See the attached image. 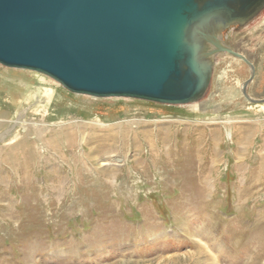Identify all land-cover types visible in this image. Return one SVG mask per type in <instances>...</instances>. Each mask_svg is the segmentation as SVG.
<instances>
[{"label": "rangeland", "instance_id": "obj_1", "mask_svg": "<svg viewBox=\"0 0 264 264\" xmlns=\"http://www.w3.org/2000/svg\"><path fill=\"white\" fill-rule=\"evenodd\" d=\"M256 10L219 31L246 61L199 39L209 79L188 103L76 93L0 63V264H264Z\"/></svg>", "mask_w": 264, "mask_h": 264}, {"label": "water", "instance_id": "obj_2", "mask_svg": "<svg viewBox=\"0 0 264 264\" xmlns=\"http://www.w3.org/2000/svg\"><path fill=\"white\" fill-rule=\"evenodd\" d=\"M263 2L0 0V63L44 73L76 93L188 103L209 79L201 22L215 13L240 20Z\"/></svg>", "mask_w": 264, "mask_h": 264}, {"label": "bare ground", "instance_id": "obj_3", "mask_svg": "<svg viewBox=\"0 0 264 264\" xmlns=\"http://www.w3.org/2000/svg\"><path fill=\"white\" fill-rule=\"evenodd\" d=\"M257 11V10H256ZM256 11L251 14L250 16L248 17H245V18H242L240 20H236V21H230L226 15V13H215L211 16H209L208 18L204 19L201 24H200V28H199V34L201 36V38L203 39H208L209 41H213L217 44L219 39H220V34H219V31L221 29H223L224 27H226V25H229V24H234V23H244L245 21H247L249 18H251L255 13ZM207 40V41H208ZM212 44V43H211ZM211 50H212V46L207 43V42H203V44L200 45V58L202 57V60H203V63L205 65V67H208V61H210V56L212 55L211 53ZM113 112V111H112ZM93 123V122H92ZM99 123V122H98ZM95 124V123H94ZM104 124V123H103ZM106 124V123H105ZM83 125V124H81ZM78 127V125H76ZM90 126V125H89ZM103 126V125H102ZM82 127V126H81ZM85 127V126H84ZM93 128V127H92ZM76 129V128H75ZM90 129V128H89ZM91 130V129H90ZM93 130V129H92ZM91 130V131H92ZM95 130V129H94ZM94 130H93V133H94ZM75 133L74 135L77 136V133L79 132H76V130H74ZM72 131V133L74 132ZM66 132V131H65ZM64 134V132H63ZM95 134V133H94ZM91 135V133H90ZM96 135V134H95ZM102 135V134H101ZM92 136V135H91ZM104 136V135H103ZM52 138V136H50ZM97 137V136H96ZM106 137V136H105ZM124 139V136L122 137ZM118 140V139H117ZM50 141H52V139H50ZM49 141V142H50ZM75 142V141H74ZM73 142V144H74ZM124 142V141H123ZM50 144V143H49ZM123 144V143H122ZM98 145V144H97ZM67 148V147H66ZM112 148V147H110ZM109 148V149H110ZM94 150V148H92ZM105 150V149H103ZM88 154L92 153V150L89 148V150L87 151ZM32 154V152H31ZM146 164V163H145ZM155 164V163H154ZM185 164V163H184ZM173 165V164H172ZM171 166V165H170ZM174 166V165H173ZM163 167V166H162ZM190 167V166H189ZM145 168V167H144ZM161 168V167H160ZM180 168H177L176 170H174L172 173L176 175V177L179 174L180 172ZM169 169V168H168ZM188 172V171H187ZM190 172V171H189ZM188 172V174H189ZM136 173V172H135ZM178 174V175H177ZM185 174V173H184ZM135 175V174H134ZM207 180V179H206ZM205 186V185H204ZM201 189V188H200ZM198 190V189H197ZM204 191V190H203ZM202 191V192H203ZM200 192V191H199ZM205 194V193H204ZM201 195V194H200Z\"/></svg>", "mask_w": 264, "mask_h": 264}, {"label": "flooded vegetation", "instance_id": "obj_4", "mask_svg": "<svg viewBox=\"0 0 264 264\" xmlns=\"http://www.w3.org/2000/svg\"><path fill=\"white\" fill-rule=\"evenodd\" d=\"M257 12V11H256Z\"/></svg>", "mask_w": 264, "mask_h": 264}]
</instances>
